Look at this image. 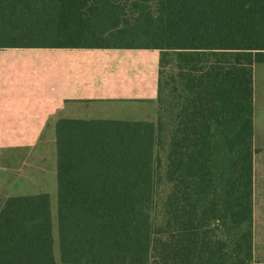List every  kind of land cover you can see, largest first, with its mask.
<instances>
[{
  "label": "trees",
  "instance_id": "16d2710c",
  "mask_svg": "<svg viewBox=\"0 0 264 264\" xmlns=\"http://www.w3.org/2000/svg\"><path fill=\"white\" fill-rule=\"evenodd\" d=\"M5 48L160 55L153 120H57L56 212L7 198L0 264H255L264 0H0Z\"/></svg>",
  "mask_w": 264,
  "mask_h": 264
},
{
  "label": "crops",
  "instance_id": "0c3cea01",
  "mask_svg": "<svg viewBox=\"0 0 264 264\" xmlns=\"http://www.w3.org/2000/svg\"><path fill=\"white\" fill-rule=\"evenodd\" d=\"M159 55L149 49H0V210L7 198L47 194L56 212L59 118L153 120ZM80 110L87 115H72ZM255 245L254 224V261Z\"/></svg>",
  "mask_w": 264,
  "mask_h": 264
},
{
  "label": "rangeland",
  "instance_id": "374dc122",
  "mask_svg": "<svg viewBox=\"0 0 264 264\" xmlns=\"http://www.w3.org/2000/svg\"><path fill=\"white\" fill-rule=\"evenodd\" d=\"M5 49H10V48H5ZM255 85H256L255 86L256 119H255V138H254V144L256 148L255 187H254V207H255L254 224H255V234H256L255 264H264V65H260L257 67ZM142 114L145 115V113ZM72 115L86 116L87 111L85 110L76 111L73 112ZM46 140L49 143L50 137L44 136L42 138V141H46ZM49 152L50 151L47 150L48 157H49ZM55 163H56V153L53 152L54 172L56 170Z\"/></svg>",
  "mask_w": 264,
  "mask_h": 264
}]
</instances>
